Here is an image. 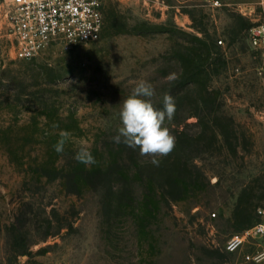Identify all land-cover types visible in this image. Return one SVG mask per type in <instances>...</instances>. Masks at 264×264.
Returning <instances> with one entry per match:
<instances>
[{
    "label": "rangeland",
    "instance_id": "374dc122",
    "mask_svg": "<svg viewBox=\"0 0 264 264\" xmlns=\"http://www.w3.org/2000/svg\"><path fill=\"white\" fill-rule=\"evenodd\" d=\"M8 1L0 0V264H264V233L227 251L264 223V40L251 42L264 0H106L99 41L31 60L10 49ZM204 44L215 45L208 60ZM194 65L205 73L183 88ZM171 72L179 79L169 83ZM140 80L153 85L156 107L165 93L175 101L168 157L186 165L171 173L185 189L176 201L147 183L159 179L144 166L152 157L113 141ZM61 131L71 138L57 153ZM81 147L95 166L135 158L133 184L123 175L120 194L107 180L68 192L55 168L79 167ZM15 230L30 248L17 259L8 253Z\"/></svg>",
    "mask_w": 264,
    "mask_h": 264
},
{
    "label": "built area",
    "instance_id": "2783aa9c",
    "mask_svg": "<svg viewBox=\"0 0 264 264\" xmlns=\"http://www.w3.org/2000/svg\"><path fill=\"white\" fill-rule=\"evenodd\" d=\"M106 0H10L5 7L6 36L10 49L22 59L31 60L50 47L65 48L95 43L104 28ZM251 42L261 47L264 26L251 29ZM219 44H222L220 41ZM264 233L260 223L227 245L230 253L239 249L248 235Z\"/></svg>",
    "mask_w": 264,
    "mask_h": 264
},
{
    "label": "clouds",
    "instance_id": "9594fccd",
    "mask_svg": "<svg viewBox=\"0 0 264 264\" xmlns=\"http://www.w3.org/2000/svg\"><path fill=\"white\" fill-rule=\"evenodd\" d=\"M178 79L179 75L176 72H171L164 77V80L169 83ZM155 95L152 84L145 80L137 82L130 95L122 101L119 112L121 126L118 128V134L113 137V141L117 144L124 143L133 149L138 148L141 156L152 157L151 163L158 166L160 160L157 157H166L175 148L176 137L165 126V121L173 119L176 105L174 98L165 93L163 107L157 108L152 99ZM59 136L60 139L53 147L57 153H62L66 142L71 138V133L61 131ZM75 159L85 165L96 163L86 147H81Z\"/></svg>",
    "mask_w": 264,
    "mask_h": 264
},
{
    "label": "trees",
    "instance_id": "16d2710c",
    "mask_svg": "<svg viewBox=\"0 0 264 264\" xmlns=\"http://www.w3.org/2000/svg\"><path fill=\"white\" fill-rule=\"evenodd\" d=\"M247 28H251V25H247ZM197 40L202 42L200 39ZM214 47L215 45L210 47L208 45H205V55L207 60L211 58V54L213 53L212 48ZM204 73L205 71H203L201 67L194 65V71L192 74H190L189 76H187L188 74H184L185 76L181 75V79L183 80L182 87L185 88V86L190 87L195 85L197 83V78L201 77ZM182 90L183 89H181V91ZM162 107L163 106L157 108ZM180 135H183V133H180ZM157 159L160 160L158 166L153 165L151 162L144 164L145 168H148L151 172H155L157 176H159L158 180L149 179L147 183L152 188V191L161 192V195L165 199L167 198L171 201L179 200L180 198H182L184 194L183 192L185 190L182 185L183 179L180 174L175 175V173H171L174 172L173 169H178V171L181 169H185L186 165L182 164L180 159H171L168 156L165 158ZM131 160L132 161L130 164H124V166H122V164H119L114 159L113 161H106L105 163L96 166L85 165L81 163L79 167L76 168L73 165L68 164L66 166L55 168V170L59 172L61 179H65V181L67 180L66 185L68 192L78 193L81 191V188L83 186L96 187L100 184H103V180H107L110 183V189L112 190V193L120 194L122 192L119 187V181L116 178L125 175L129 179H131V182L133 184V177L138 173V170L141 167V165L135 158H132ZM115 167L119 168L121 171L116 172L114 170ZM164 172H168L170 178L169 183H165L164 181H162V178L164 177ZM68 185H71L73 189H70L71 187H68ZM135 199V196L130 197L129 200L131 206L133 205ZM15 231L16 232H13L10 236L8 253L10 256L17 259L18 257L27 256L29 254L30 248L27 242L28 239L26 234L20 230Z\"/></svg>",
    "mask_w": 264,
    "mask_h": 264
}]
</instances>
